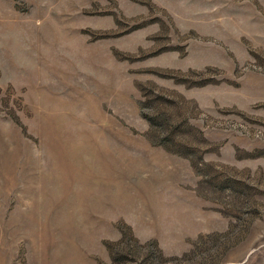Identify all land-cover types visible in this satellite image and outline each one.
<instances>
[{"label": "rangeland", "instance_id": "obj_1", "mask_svg": "<svg viewBox=\"0 0 264 264\" xmlns=\"http://www.w3.org/2000/svg\"><path fill=\"white\" fill-rule=\"evenodd\" d=\"M0 264H264V0H0Z\"/></svg>", "mask_w": 264, "mask_h": 264}]
</instances>
